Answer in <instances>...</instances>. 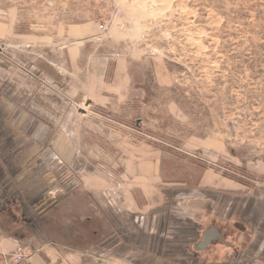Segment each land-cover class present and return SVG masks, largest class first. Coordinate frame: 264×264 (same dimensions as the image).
I'll use <instances>...</instances> for the list:
<instances>
[{
    "label": "rangeland",
    "instance_id": "374dc122",
    "mask_svg": "<svg viewBox=\"0 0 264 264\" xmlns=\"http://www.w3.org/2000/svg\"><path fill=\"white\" fill-rule=\"evenodd\" d=\"M0 21L20 36L6 40L14 63L28 67L34 57L38 63L44 61L40 57H60L65 64L67 50L81 46L86 73L79 78L88 85L84 101L71 99L78 115L74 137L89 144L81 151L106 156L107 162L117 157L121 164H102L112 172L121 171L123 156L132 155L135 168L149 165L151 176L187 182L191 189H198L206 171L224 178L231 189L219 191L224 205L212 217L225 216L216 223L229 227H224L226 241L235 239L238 217L256 224L262 235L228 264H259L257 256L264 257V0H0ZM75 74L66 69L65 77L70 82ZM156 249L151 244L150 251ZM95 257L89 264H142L112 260L105 250Z\"/></svg>",
    "mask_w": 264,
    "mask_h": 264
},
{
    "label": "crops",
    "instance_id": "0c3cea01",
    "mask_svg": "<svg viewBox=\"0 0 264 264\" xmlns=\"http://www.w3.org/2000/svg\"><path fill=\"white\" fill-rule=\"evenodd\" d=\"M14 33L0 21V43L8 45L6 50L1 43L5 50L0 53L2 251L31 249L26 264H89L103 250L112 260L142 264L172 259L228 264L262 239L256 224L238 217L235 239L226 241L228 226L216 223L225 216H212L224 205L219 191L231 188L213 172L203 173L198 189H191L187 182L151 176L149 165L135 168L132 155L123 156L121 171L112 172L102 164H121L117 157L107 162L106 156L81 151L89 144L74 137L78 115L71 105V99L85 100L88 85L81 79L86 73L81 46L67 50L69 67L60 57L59 62L40 57V63L34 57L28 70L27 64L8 60L13 51L6 40L20 37ZM66 69L76 73L70 82ZM151 244L157 249L150 251ZM263 261L258 255L256 262ZM0 264H5L1 258Z\"/></svg>",
    "mask_w": 264,
    "mask_h": 264
},
{
    "label": "built area",
    "instance_id": "2783aa9c",
    "mask_svg": "<svg viewBox=\"0 0 264 264\" xmlns=\"http://www.w3.org/2000/svg\"><path fill=\"white\" fill-rule=\"evenodd\" d=\"M31 255V249L22 246H18L12 253H6L2 251L0 239V258L3 259L5 264H23V262H25L26 259L31 257Z\"/></svg>",
    "mask_w": 264,
    "mask_h": 264
}]
</instances>
